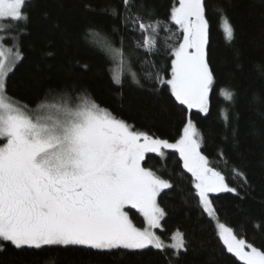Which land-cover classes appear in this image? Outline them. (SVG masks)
Here are the masks:
<instances>
[{"label":"snow or ice","instance_id":"1","mask_svg":"<svg viewBox=\"0 0 264 264\" xmlns=\"http://www.w3.org/2000/svg\"><path fill=\"white\" fill-rule=\"evenodd\" d=\"M29 3L0 0V252L9 247L21 251L51 246L99 251L151 247L171 249L178 264L180 253L191 246L185 233L176 230L166 244L154 231L167 215L158 197L175 185L142 166L146 154L163 157L165 150H175L209 217L216 211L210 194H239L209 165L201 151L202 133L192 118V110L210 112V94L216 84L206 0H178L167 20L154 18L142 3L137 8L136 0H122V13L111 9L113 17H121L126 31L142 36V41H132L135 49L147 53L140 61L141 69L161 53L160 34H166L163 51L170 69L167 61L160 66L152 59L151 70L138 73L129 62L128 75L141 87V76L159 90L167 86L171 98L187 110L182 133L174 143L136 130L85 91L49 90L35 108L14 102L8 95V79L23 60L19 39L27 31ZM220 20L225 40L231 44L235 29L226 16ZM86 38L119 61L112 81L122 85L123 37L120 48L95 29H89ZM6 40H12V45L6 46ZM257 70L264 71L259 65ZM219 94L226 102L234 101L235 93L227 87ZM221 115L228 123L227 112L222 109ZM233 171L247 184L243 172ZM126 206L138 210L144 227L132 222ZM218 229L227 252L241 264H264V251L238 239L224 223Z\"/></svg>","mask_w":264,"mask_h":264},{"label":"trees","instance_id":"2","mask_svg":"<svg viewBox=\"0 0 264 264\" xmlns=\"http://www.w3.org/2000/svg\"><path fill=\"white\" fill-rule=\"evenodd\" d=\"M141 3L144 9L151 10L154 18L164 20L176 5L175 0H136L137 8ZM113 7L122 13V0H30L25 9L29 14L27 31L19 39L23 60L10 73L8 95L14 102L35 108L49 90L66 89L73 94L85 91L136 130L174 143L182 133L187 110L171 98L167 86L159 90V86L141 76V87L128 75L129 62L138 73L151 70L152 59L160 66L167 61L170 69V59L163 51L166 34H160L161 53L153 55L141 69L140 61L147 53L135 49L132 41H142V36L126 31L121 17L111 15ZM222 15L235 29L231 44L221 31ZM206 17L210 21L216 84L210 94V112L205 115L192 110V118L202 133L201 151L209 165L220 171L226 183L239 193L210 195L216 209L214 215L218 223L232 228L238 239L264 251V71L257 70V65L264 69V0H207ZM89 29L106 34L116 48L121 47L123 37L122 85L112 81V72L119 61L86 38ZM225 87L235 93L231 103L219 94ZM222 109L227 112L228 123L221 115ZM142 166L175 185L158 197L167 213L158 233L165 242H170L179 229L191 242L189 250L180 253L178 264H241L227 252L214 222L203 212L191 174L182 168L175 150H165L163 157L146 154ZM233 169L244 173L247 184ZM127 211L137 227L144 226L135 209ZM171 253V249L161 251L151 247L104 252L83 246L23 251L9 247L0 252V264H169L170 260L177 264Z\"/></svg>","mask_w":264,"mask_h":264},{"label":"rangeland","instance_id":"3","mask_svg":"<svg viewBox=\"0 0 264 264\" xmlns=\"http://www.w3.org/2000/svg\"><path fill=\"white\" fill-rule=\"evenodd\" d=\"M11 42V45H12V40H6L5 41V44L7 43V42ZM11 45H6V46H11ZM156 155H158V154H156ZM160 156V155H159ZM210 195H212V194H210ZM127 208H130V206H126V208H125V211H127ZM132 209V208H131ZM136 210V209H135ZM137 212H138V210H136ZM128 212V211H127ZM139 213V212H138ZM140 214V213H139ZM206 214V213H205ZM140 216H141V218L143 219V216L140 214ZM206 216H208L207 214H206ZM209 217V216H208ZM209 218H211V220L214 222V225H215V227H216V229H217V234H218V236H219V229H218V221H217V218H216V216L213 214L212 215V217H209ZM144 220V219H143ZM144 227V226H143ZM156 233H157V235L158 236H160L159 235V233H158V229H155L154 230ZM161 238V237H160ZM161 240H163L162 238H161ZM164 241V240H163ZM165 242V241H164ZM171 242V241H170ZM169 241H167V242H165L166 244L167 243H170ZM80 247H82V246H80ZM120 250H125V249H120ZM155 250H157V249H155ZM99 251V250H98ZM104 252V251H103Z\"/></svg>","mask_w":264,"mask_h":264},{"label":"water","instance_id":"4","mask_svg":"<svg viewBox=\"0 0 264 264\" xmlns=\"http://www.w3.org/2000/svg\"><path fill=\"white\" fill-rule=\"evenodd\" d=\"M207 1V0H206ZM176 4H178V0H175Z\"/></svg>","mask_w":264,"mask_h":264}]
</instances>
